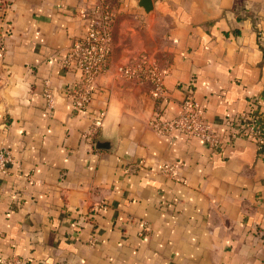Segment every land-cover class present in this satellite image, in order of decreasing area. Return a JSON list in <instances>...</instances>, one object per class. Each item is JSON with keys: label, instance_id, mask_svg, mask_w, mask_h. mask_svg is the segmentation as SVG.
<instances>
[{"label": "crops", "instance_id": "obj_1", "mask_svg": "<svg viewBox=\"0 0 264 264\" xmlns=\"http://www.w3.org/2000/svg\"><path fill=\"white\" fill-rule=\"evenodd\" d=\"M95 2L0 0V263L264 264V155L230 139L241 114L264 121V0H106L111 53L77 114L62 60ZM141 55L165 100L119 74ZM190 82L219 149L148 125L178 114Z\"/></svg>", "mask_w": 264, "mask_h": 264}, {"label": "built area", "instance_id": "obj_2", "mask_svg": "<svg viewBox=\"0 0 264 264\" xmlns=\"http://www.w3.org/2000/svg\"><path fill=\"white\" fill-rule=\"evenodd\" d=\"M86 26L83 36L74 41L68 50L63 67L77 76L74 83L67 84L64 92L70 102L73 112L87 113L92 101V94L96 79L105 72L112 46V26L115 15L106 0H96L89 12L85 13ZM122 78L138 84H150L152 95L158 100H165L163 88V75L155 62L148 56L141 55L131 64L119 68ZM43 98L45 108L53 109L55 96L47 82L44 83ZM192 82L184 86V94L179 106L178 114L171 119H160L154 115L149 122V127L160 136L184 135L197 138L212 150L221 146L220 138L205 117L203 110L193 98ZM104 117L99 112L94 117V125H99ZM236 132L230 131V139L240 137L253 141L261 156L264 155V121H258L254 115L243 113L235 119L231 127ZM12 163L10 152L0 149V176L6 175ZM161 172L164 176L175 179L176 170L171 164H163ZM91 243V241H90ZM0 264H20L16 258Z\"/></svg>", "mask_w": 264, "mask_h": 264}, {"label": "water", "instance_id": "obj_3", "mask_svg": "<svg viewBox=\"0 0 264 264\" xmlns=\"http://www.w3.org/2000/svg\"><path fill=\"white\" fill-rule=\"evenodd\" d=\"M139 6L145 11L148 12L151 9L150 0H139Z\"/></svg>", "mask_w": 264, "mask_h": 264}]
</instances>
